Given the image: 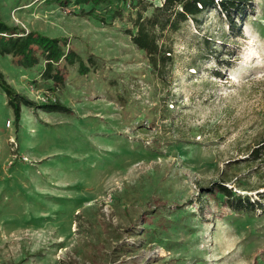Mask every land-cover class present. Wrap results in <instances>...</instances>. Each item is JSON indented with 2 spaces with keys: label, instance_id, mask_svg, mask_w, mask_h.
Returning <instances> with one entry per match:
<instances>
[{
  "label": "rangeland",
  "instance_id": "374dc122",
  "mask_svg": "<svg viewBox=\"0 0 264 264\" xmlns=\"http://www.w3.org/2000/svg\"><path fill=\"white\" fill-rule=\"evenodd\" d=\"M138 1L0 0L8 24L67 37L90 66L53 89L44 62L0 55L19 93L67 107L23 105L17 123L0 90V264H264V0L235 31L220 9L183 25L167 81L129 34L163 0Z\"/></svg>",
  "mask_w": 264,
  "mask_h": 264
},
{
  "label": "trees",
  "instance_id": "16d2710c",
  "mask_svg": "<svg viewBox=\"0 0 264 264\" xmlns=\"http://www.w3.org/2000/svg\"><path fill=\"white\" fill-rule=\"evenodd\" d=\"M60 5H67L70 0H50ZM114 0H74L76 6L94 5L100 6L111 3ZM118 1V0H116ZM120 1V0H119ZM114 3V2H113ZM138 3L146 4V0ZM252 0H163L161 5L154 6L150 15H145L147 6L138 10L134 21V30H129L132 42L138 49L142 50L154 71L167 81L169 66L173 63V42L171 36L180 31L188 21L199 22L205 12L212 9H220L228 21L232 31L238 28L239 20H245L253 11ZM154 5V4H151ZM116 6V4H115ZM114 7V5H113ZM122 10L114 7L112 17H121ZM106 16H101V21L106 23ZM200 44L206 50L205 57L216 56L217 64L221 67L230 65L229 60L217 54L218 47L214 44V38L204 36L200 38ZM69 45V46H68ZM227 45V44H226ZM200 60H205L202 48ZM0 55H10L19 65L26 69L33 68L44 62V70L41 77L45 81H51L53 89L62 86L66 82L65 69L67 66L78 65L80 74H87L90 66L83 57L68 43L67 37H51L38 30L19 29L8 24L1 18L0 14ZM220 72L216 76H220ZM0 90L6 95L8 106L11 107L18 123L21 119L22 106H39L46 111L66 110L67 107L57 100L47 99L41 103H35L27 96L19 93L6 76L0 71ZM261 146L252 152V160L259 159L264 154V141ZM249 161V160H247ZM214 187L207 188L213 191ZM217 190L226 195L228 199H234L232 188L219 184ZM241 202L237 210L243 209L249 212L248 205H252L250 199H236ZM233 205V204H232ZM235 207V206H233Z\"/></svg>",
  "mask_w": 264,
  "mask_h": 264
}]
</instances>
